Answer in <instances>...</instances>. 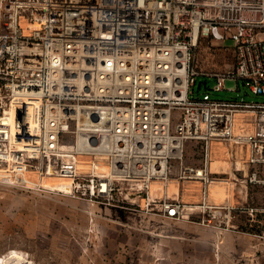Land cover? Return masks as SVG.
I'll return each mask as SVG.
<instances>
[{
  "label": "built area",
  "instance_id": "1",
  "mask_svg": "<svg viewBox=\"0 0 264 264\" xmlns=\"http://www.w3.org/2000/svg\"><path fill=\"white\" fill-rule=\"evenodd\" d=\"M262 35L264 0H0V149L14 167L6 179L20 181L38 160L84 200L173 220L186 219L181 195L198 183L208 230L224 215L264 214L209 203L221 180L214 144L247 150L246 182L264 186V103L190 96L203 38L233 42L231 70L210 76L215 91L235 80L264 96ZM189 141L203 144L201 168L183 163ZM84 157L91 169L81 173Z\"/></svg>",
  "mask_w": 264,
  "mask_h": 264
},
{
  "label": "rangeland",
  "instance_id": "2",
  "mask_svg": "<svg viewBox=\"0 0 264 264\" xmlns=\"http://www.w3.org/2000/svg\"><path fill=\"white\" fill-rule=\"evenodd\" d=\"M231 48V40L218 44L203 38L199 42L193 68L200 76L191 87V99L264 103V96H254L235 80H227L224 91L214 90L217 81L210 76L233 67ZM200 145L198 141L186 144L184 165L203 166L205 154ZM228 145L214 144L224 152L227 167L226 173L219 174L220 181L229 183L225 199L215 203L264 209V186L247 184L245 171L239 170L244 168L241 158L239 169H231L229 151L233 148ZM5 153L1 148L0 264H264V214L224 215L217 229L208 230L197 224V217L190 219L187 214L185 220H173L92 203L76 193L73 185L71 192L69 187L64 189L67 180L58 178L53 168L48 174L38 160L31 161L28 171L37 173L39 181L59 184L60 189L7 180L5 174L14 167L1 158ZM196 185L201 190L198 183L186 189Z\"/></svg>",
  "mask_w": 264,
  "mask_h": 264
},
{
  "label": "crops",
  "instance_id": "3",
  "mask_svg": "<svg viewBox=\"0 0 264 264\" xmlns=\"http://www.w3.org/2000/svg\"><path fill=\"white\" fill-rule=\"evenodd\" d=\"M228 146L233 148V149H231V151H229V158H230V160L233 161L232 165H231V169L232 170L239 169V167H237L238 166V160L241 158V160L243 161L242 163H243V167L244 168L239 169V170H244L245 171V176H246V174H247V165L245 164V162H246L247 157H248V151L243 149V148H241V147H238V146H233V145H228ZM224 156H225L224 152L221 149H219L218 147H214L213 146L210 167H211V170L214 173H218V174L226 173V172H223V170H227V169H225L227 167H226V163L224 162V160H225ZM232 173H233V175H235V173L233 171H232ZM215 182L219 183V187L217 189L216 188L213 189V187H211V186H213V184ZM172 183H178V182L176 180H173L172 182L169 183V186ZM224 183L225 182H222V181H214L213 184L210 185V193H211L210 197H209V203L210 204L219 205V204L215 203L216 200L217 201H222V200L225 199V196H226V194L228 192V186H226V185H228L229 183L228 182H227L228 184L227 183L224 184ZM169 186H168V188H170ZM187 187L188 188L185 189L186 191L184 193H182V195H181V198H182L183 202L186 203L187 207H188L187 216L190 219L194 218V217H197L199 219L197 224L202 226L201 225V203H202L201 191L199 189V186H197V185H196V187H194L190 191H189V189H190L189 187L190 186H187ZM222 192H225L226 194H223ZM211 195L214 198H211ZM243 198H244V196L242 195V199ZM226 202L228 204L230 202V200H227ZM230 207H232V206H230ZM210 219H212V218H210Z\"/></svg>",
  "mask_w": 264,
  "mask_h": 264
},
{
  "label": "bare ground",
  "instance_id": "4",
  "mask_svg": "<svg viewBox=\"0 0 264 264\" xmlns=\"http://www.w3.org/2000/svg\"><path fill=\"white\" fill-rule=\"evenodd\" d=\"M11 113V112H10ZM12 114V113H11ZM11 125H13L12 123H11ZM79 144H81L80 143V141H79ZM81 161H80V163L78 164L79 166H78V168L80 169V170H83V171H88V170H90V168H91V162H90V158H88V157H84V158H81L80 159ZM215 167V166H214ZM99 170L101 171V172H107L108 171V168L105 166V165H100L99 167ZM200 170V169H199ZM82 171V172H83ZM44 178V177H43ZM47 178V177H46ZM58 178H60V179H62V180H67V182L69 183H67V182H64L63 184H62V186H65L64 187V189H67L68 187H69V191L71 192V189H72V179L71 178H69V177H67V176H59ZM49 179V178H48ZM13 180V179H12ZM61 180V181H62ZM52 181V180H51ZM173 180H171L170 182H172ZM214 181H220V180H214ZM214 181H212V183L211 184H213V182ZM20 182H23V183H25V184H28L29 182L31 183V184H33V185H35V186H45L46 188H53L54 190H56V189H60L59 188V184H57V185H55V184H51L50 183V181H48V180H40L39 181V176H38V174L37 173H34L33 171L32 172H25L24 174H23V178L20 180ZM169 182V183H170ZM169 183H168V186H169ZM162 183H158V182H156V183H154L153 185H152V191H153V193L154 194H159L158 192L160 191V189L162 188ZM170 188H169V190H170V192L171 193H177V191H178V186H177V184H175V183H172V184H170V186H169ZM211 187H213V189L214 188H218L219 187V183L218 182H215L214 184H213V186H211ZM225 191V190H224ZM223 194H226L225 192H222ZM224 197V196H223Z\"/></svg>",
  "mask_w": 264,
  "mask_h": 264
},
{
  "label": "trees",
  "instance_id": "5",
  "mask_svg": "<svg viewBox=\"0 0 264 264\" xmlns=\"http://www.w3.org/2000/svg\"><path fill=\"white\" fill-rule=\"evenodd\" d=\"M203 148V144L200 145Z\"/></svg>",
  "mask_w": 264,
  "mask_h": 264
}]
</instances>
